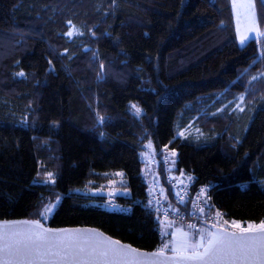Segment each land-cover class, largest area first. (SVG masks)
<instances>
[{
	"label": "trees",
	"instance_id": "16d2710c",
	"mask_svg": "<svg viewBox=\"0 0 264 264\" xmlns=\"http://www.w3.org/2000/svg\"><path fill=\"white\" fill-rule=\"evenodd\" d=\"M256 5L264 33V0ZM71 23L82 34L70 38ZM260 46H240L231 0H0V220L43 222L60 199L49 226L158 251L142 157L152 143L159 160L176 152L207 207L264 222ZM192 123L200 134L181 136ZM159 173L167 204L190 216L192 202L176 203ZM120 177L124 211L83 193Z\"/></svg>",
	"mask_w": 264,
	"mask_h": 264
},
{
	"label": "water",
	"instance_id": "95a60500",
	"mask_svg": "<svg viewBox=\"0 0 264 264\" xmlns=\"http://www.w3.org/2000/svg\"><path fill=\"white\" fill-rule=\"evenodd\" d=\"M209 226L212 232H220L225 235L231 233L249 237L260 235L258 230L234 231L213 224H209ZM41 232L46 234L47 240L37 238V234ZM4 233H7L13 251L19 248L21 253L28 252L26 256L8 255L0 252V261L8 260L11 261V264H25L26 261H31V264H84L85 260H90L92 264H131L134 260H138L139 264H201L200 261L195 259L186 260L177 253L165 252L163 256H152L151 254L157 251L139 249L110 236L101 229L89 226L53 228L44 222L31 219L0 220V234ZM105 240L118 242L119 245L128 246L139 253L149 255L138 258L135 254H131L115 261L111 256L107 259L99 256L90 257L88 254L91 249L96 248L99 251L108 247ZM60 241H63L61 247L69 248L67 259L63 258V253L60 256L38 255L39 252H46L52 245ZM2 246L3 244L0 242V247ZM79 248H84L85 252L77 255ZM59 250L55 247L52 248V251ZM73 257H76V259H73ZM249 264H259V262L251 260Z\"/></svg>",
	"mask_w": 264,
	"mask_h": 264
},
{
	"label": "snow or ice",
	"instance_id": "6c2138e0",
	"mask_svg": "<svg viewBox=\"0 0 264 264\" xmlns=\"http://www.w3.org/2000/svg\"><path fill=\"white\" fill-rule=\"evenodd\" d=\"M246 7H248L250 10L254 9V4L248 3ZM72 34L73 33L71 31L67 33L69 36H72ZM262 35H264V33H262ZM241 42L243 43V39ZM20 75H23V73H20ZM242 99L243 98L241 97V100ZM133 107L135 108L136 106L133 105ZM136 110L137 112L140 111L138 108ZM49 179H51V174H49ZM53 207H55V205H49V207L45 209V214L51 212ZM191 227L192 226L189 225V228ZM252 227H256L260 235L249 237L244 235L238 236L236 233L225 235L220 232H211L207 234L206 240L204 235H200L199 240L195 245L192 246L190 255L188 254L189 244L187 241V233H183L181 229H177L176 231L181 233V235L184 237V241L180 246H177L176 242H173L171 251L173 253L179 254L186 260H198L201 262V264H249V261L251 260L258 261L259 264H264V223H261L258 226L249 225L248 229H244L243 231H248ZM37 238L40 240H47V236L44 232L38 233ZM0 242L3 244V246L0 247V252L8 255L26 256L28 254L27 251L21 253L19 248H16L15 251H13L12 245L9 243V237L7 233L0 234ZM105 243L108 245L107 248L99 251H97L96 248H93L88 255L90 257L99 256L105 259L111 256L113 261L131 254H135V256L138 258L149 255L146 253H139L137 250L128 246L119 245L118 242L105 240ZM62 244L63 241H60L57 244L52 245L46 252H39L38 255L44 256L50 254L53 256H60L63 253V258L67 259L69 248L61 247ZM53 247L60 250L52 251ZM168 249L169 245L165 244L161 249L155 253H152L151 255L163 256L165 251ZM84 252V248H79L77 255ZM73 259H76V257H73ZM0 264H11V261L3 260L0 261ZM25 264H31V261H26ZM84 264H92V262L90 260H85ZM131 264H139V262L138 260H134L131 262Z\"/></svg>",
	"mask_w": 264,
	"mask_h": 264
},
{
	"label": "rangeland",
	"instance_id": "374dc122",
	"mask_svg": "<svg viewBox=\"0 0 264 264\" xmlns=\"http://www.w3.org/2000/svg\"><path fill=\"white\" fill-rule=\"evenodd\" d=\"M231 1H232L233 13H234L236 27H237L238 41H239L240 46H245L250 40L255 39L259 42V44L261 45L260 46L261 50L263 51L264 35H262V31H261V28L258 22V9L256 5V0H231ZM248 3L254 4V9L250 10L248 7H246ZM70 31L73 33L72 36L68 35L70 38H74L82 34L80 28H78L76 25L72 23H71ZM242 39H243V43L241 42ZM241 97L243 98L242 100H241ZM245 107H246L245 97L242 95L239 98V101L235 107V110L241 112L245 109ZM199 134H200V128L198 127L196 123L195 124L192 123L187 129L183 130L180 133V135L183 137L188 136V135H199ZM171 153L173 157H176L175 151H171ZM142 157L144 160L145 177L147 178V182L149 183V191L150 189L152 190L151 186L154 180L157 183H159L160 186L165 188V186L162 185V180L160 178V173L158 171V165L160 163V160L157 158L156 151L152 143H148L146 145V149L143 152ZM53 181L54 179H50L49 181H46L45 183H52ZM124 182L125 181L123 177H120L117 181L112 182L109 188L107 189L88 188L84 190L83 192L85 193L96 192L97 194H99L98 196H102L105 198L110 195H114L117 197L127 196L130 193L128 190H126L123 187ZM60 203L61 201L59 199L56 204H52V205H55V207L52 208L51 212H48L47 214L44 215L43 217L44 223L46 224L49 223L50 218L52 217L54 211L56 210V208L58 207ZM205 205L208 206V201H207L206 196H205ZM126 209L127 207H122V209H119V210L124 211ZM209 209L210 208L207 207V210ZM209 211H213V210H209ZM221 214L224 216L225 222L232 224L234 231H243L244 229H248L249 225L258 226L261 223H264V222H261L259 224H254V223L244 224V223H238V222H231L225 217L223 212ZM189 225L190 224L188 222H182V221H167L161 225L163 246L165 244L169 245V249L166 250L165 252L173 253L171 251L173 242H176L177 246H180L183 244L184 237L181 235V233H178L176 231L177 229H181L183 233H187V241L189 244L188 254H191L192 246L195 245L196 242L199 240L200 235H204L205 240H206L207 234L212 232L210 228H208L206 225L202 223H200L197 228H195L193 225H191L192 227L189 228ZM250 230H258V229L256 227H252ZM161 248L162 247H160V249Z\"/></svg>",
	"mask_w": 264,
	"mask_h": 264
},
{
	"label": "built area",
	"instance_id": "2783aa9c",
	"mask_svg": "<svg viewBox=\"0 0 264 264\" xmlns=\"http://www.w3.org/2000/svg\"><path fill=\"white\" fill-rule=\"evenodd\" d=\"M159 166V169L163 172L165 181L175 194L176 203L185 205L192 202L193 204V211L190 216L173 209L167 204L166 187L160 186V184L154 180L151 186L152 190L150 189V199L146 207L154 212L160 227L167 221H182L188 222L195 228H197L200 223L205 222L234 230L232 224L225 222L220 209L213 206V209H209L213 211L207 210V206L205 205L206 189L200 188L195 190V179L192 175L185 176L183 174H178L175 159L168 148L163 150ZM162 185H164L163 182ZM98 205L110 211L119 210L124 207L119 202L118 197L114 195L106 197L103 201H100ZM160 247H163V240Z\"/></svg>",
	"mask_w": 264,
	"mask_h": 264
},
{
	"label": "crops",
	"instance_id": "0c3cea01",
	"mask_svg": "<svg viewBox=\"0 0 264 264\" xmlns=\"http://www.w3.org/2000/svg\"><path fill=\"white\" fill-rule=\"evenodd\" d=\"M258 22H259V20H258ZM144 161V160H143ZM160 164V163H159ZM159 165H158V171H159ZM84 194H86V195H93V196H98L99 194H97L96 192H87V193H85V192H83ZM100 195H101V193H100Z\"/></svg>",
	"mask_w": 264,
	"mask_h": 264
}]
</instances>
